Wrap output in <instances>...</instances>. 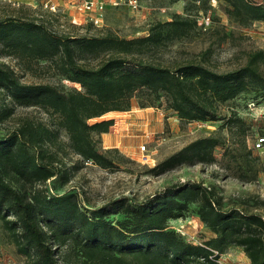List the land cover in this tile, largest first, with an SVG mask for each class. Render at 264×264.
Here are the masks:
<instances>
[{
  "label": "trees",
  "instance_id": "16d2710c",
  "mask_svg": "<svg viewBox=\"0 0 264 264\" xmlns=\"http://www.w3.org/2000/svg\"><path fill=\"white\" fill-rule=\"evenodd\" d=\"M193 1L194 13H174L170 19L150 22L144 34L132 38L110 31L74 36L53 32L35 17L0 18L2 54L50 59L62 78L80 87L25 83L0 62V121L12 111L4 102L6 97L56 115L55 128L26 119L0 134V223L27 264H219V254L230 244L241 246L249 264H264V217L234 207L221 208L211 188L201 181H175L142 200L119 196L90 208L81 205L73 193H49L44 186L24 192L13 184L33 186L56 175L63 182L68 179L66 171L53 166L56 154L46 146L58 138L59 129L65 130L71 150L82 162L113 167L118 151L100 150L92 137V132L108 131L113 120L88 123V119L129 109L132 97L140 92L145 95L138 101L140 107L164 96L168 108L186 122L224 119L219 128L237 137L238 146L226 151L234 155L237 176L244 181L256 179L257 165L263 160L247 143L253 124L237 110L218 116L215 103H228L249 90L254 94L247 98L264 99V75L259 67L264 65L263 49L248 51L243 65L223 72L199 61L169 67L126 57L146 45L157 46L185 35L196 24L202 5L208 3ZM223 1L224 12L243 25L264 21V0ZM75 48L82 53L105 50L113 54L90 67L76 61ZM221 142L216 132L195 137L148 170L159 175L184 164L214 163V148ZM192 209L214 233L201 243L187 241L169 225V220L185 218ZM113 214L119 217H110ZM62 247L72 255L60 260Z\"/></svg>",
  "mask_w": 264,
  "mask_h": 264
},
{
  "label": "rangeland",
  "instance_id": "374dc122",
  "mask_svg": "<svg viewBox=\"0 0 264 264\" xmlns=\"http://www.w3.org/2000/svg\"><path fill=\"white\" fill-rule=\"evenodd\" d=\"M56 1L63 5L62 0ZM140 1L141 8L138 11H132L125 6L110 7L107 4L104 16L106 25L101 30L91 26L85 30H80L69 25L65 8V12L60 10L58 18L53 19V24L63 23V27L58 29L70 32L74 36L88 37L110 31L118 36L132 38L144 34L150 22L170 17L169 14L161 12L158 9L159 6L172 7L184 13H194L197 8L193 0ZM225 5L223 0H216L215 4L208 0V3L205 6L203 4L202 10H199L198 13L200 11L205 12L203 10L209 12L211 15L210 24L199 25L196 23L183 36L164 40L157 46L146 45L139 50L126 54V57L169 67H174L182 62L199 61L218 72L228 71L243 65L248 51L264 50V21L254 20L243 25L224 12ZM60 8L62 9V7ZM40 13L49 15L37 3L35 7L26 4L15 7L0 0V18L5 16L37 18ZM39 18L44 17L39 16L37 19ZM112 54L105 50L82 53L75 48L76 61L90 67L96 66ZM0 62L12 68L19 80L25 83H51L79 87L77 84L62 78L54 61L50 59L26 60L4 55L0 51ZM259 67L264 75V65L260 64ZM244 94L228 103L218 105L216 102L215 109L218 116L223 117L231 109L239 112L244 111V100L254 94V91L249 90ZM140 98H145V95L141 92L136 93V96L131 99L132 106H130L134 109V114L147 113L148 119L144 122L147 129L144 131H132L130 126L127 128L122 125L123 120L128 118L126 115L128 113L124 111H111L88 119V123L110 117L119 121L116 129H113V125L108 128V132L114 138L111 143L107 141L105 135L100 138L92 134L100 150L116 149L120 154L114 157L113 167L104 168L97 164L82 162L80 156L71 150L65 130L59 129L58 138L46 143V146L50 152L56 154L57 161L53 162V166L66 171L68 179L63 182L56 175L44 183H37L33 186L21 182H13V184L24 192L44 186L49 193H73L81 205L90 208L119 196H126L132 200H142L172 182L195 180L201 181L211 188L213 198L221 208L234 207L246 212L258 213L264 217V153H259L263 162L257 165L260 170L256 179L244 181L237 176L239 169L234 155L226 153L227 150H233L238 146V143L235 134L225 127L219 128L224 119L220 118L208 122L203 127H198L194 121L190 123L180 119L177 121L175 111L168 108L164 96L155 99L152 105L146 106L147 108L142 111L139 110L141 108L138 103ZM4 102L12 106V111L8 117L0 121V134L16 127L26 119L44 123L50 128L56 127L53 124L56 121V115L50 114L41 106L18 105L13 103L9 97H6ZM261 103L264 104V99ZM241 115L254 125L252 131L256 129V126L264 127V118L251 120L248 115L242 113ZM168 116L173 117L166 120ZM139 121L144 120L139 119ZM161 130L164 132L163 138L156 142L153 141ZM210 132H216L222 137L221 144L214 148L216 158L214 163L184 164L159 175H152L149 172L148 168L163 157L174 152L189 140ZM146 134H151V136L154 134L153 140H151L150 135L147 139ZM146 140V148L153 154V163L139 161L138 145L145 143ZM194 208H197L195 204ZM110 217L116 218L119 215L113 214ZM169 225L184 239L193 243H201L214 236V233L199 220L195 209H192V212L188 213L185 218L169 220ZM61 250L60 260L61 256H70L71 251L67 248L62 247ZM218 262L220 264H249V259L241 246L230 244L219 254ZM0 264H27L25 256L17 253L14 245L7 239L1 223Z\"/></svg>",
  "mask_w": 264,
  "mask_h": 264
},
{
  "label": "built area",
  "instance_id": "2783aa9c",
  "mask_svg": "<svg viewBox=\"0 0 264 264\" xmlns=\"http://www.w3.org/2000/svg\"><path fill=\"white\" fill-rule=\"evenodd\" d=\"M1 1L6 2L7 4L15 7H19L20 5L23 4L31 5L35 7V4L37 3L39 4V7L43 9V11H46L49 14V15H43L42 13H40L39 16L44 17L45 19L39 18L37 20L44 22L47 25V27L53 32L69 33V34L72 33L58 29L60 27H63V23L53 24V19L58 18L60 10H62L63 12H65V9L67 10L65 15L67 16L68 24L71 26H74L80 30H85L87 29L88 26H91L97 30H101L106 25L104 16H105V10L107 4L110 7L125 6L131 9L132 11H138L141 8L140 0H62L63 5H60L56 0H38V2L37 0H1ZM211 3L215 4L216 0H211ZM60 7H62V9ZM158 9L163 13L169 14L170 17L174 13H178V14L182 13L181 11L176 10L172 7L159 6ZM170 17L166 19H170ZM210 22H211V15L209 14V12L200 11L196 16V23L199 25L200 24L208 25L210 24ZM244 101H245L244 111L242 112L238 111L240 115L241 113L244 115H248V117L251 120L264 118V104L253 98H247ZM242 117L245 118V116ZM194 122L197 124L198 127H203L206 124H208V121L197 120ZM252 129L251 132L247 135V143L254 152L264 153V133L261 132V130L264 129V127L260 128L259 126H256V129L254 131H252ZM163 133L164 132L161 130L159 134L155 137L156 138L155 140H153L154 134H152V136L151 134H149L150 137H152V139L151 138L150 139L156 142L160 138H163ZM149 135L146 134L147 139L149 138ZM146 143L147 140L145 143H140L138 145L139 161H141L142 163H153L154 162L153 154L148 148H146L147 146ZM85 162L91 163L90 160Z\"/></svg>",
  "mask_w": 264,
  "mask_h": 264
},
{
  "label": "crops",
  "instance_id": "0c3cea01",
  "mask_svg": "<svg viewBox=\"0 0 264 264\" xmlns=\"http://www.w3.org/2000/svg\"><path fill=\"white\" fill-rule=\"evenodd\" d=\"M132 106V105H131ZM131 106H130V108L129 109H127V110H123L125 113H128V114H126L127 116H128V118H125L123 121V124L122 125H125V127H127L128 128V126H130V129L133 131H136V130H146L147 128H146V124L144 123L145 122V120H147L148 119V115H147V113L145 112V113H143V112H140V113H136V114H134V109H132L131 108ZM145 108H147V107H141V108H139V110H143V109H145ZM109 112H111V111H109ZM106 113H108V112H106ZM173 116H171V117H166V120H169L170 118H172ZM111 118V117H110ZM110 118H105V119H110ZM112 120H113V122L114 123H112L111 125H109V128L112 126V125H114L115 124V119L114 118H111ZM139 119H141V120H144V121H139ZM177 121H178V118H177ZM190 123V122H189ZM119 124V123H118ZM144 126V127H143ZM124 127V126H123ZM92 134H94L95 136H97V137H100V138H103V136L105 135V137H106V139H107V141L109 142V143H111L113 140H114V138L110 135V133L108 132V131H105V132H100V133H96V132H92Z\"/></svg>",
  "mask_w": 264,
  "mask_h": 264
}]
</instances>
